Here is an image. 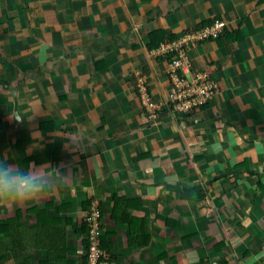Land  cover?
Listing matches in <instances>:
<instances>
[{"label":"crops","instance_id":"obj_1","mask_svg":"<svg viewBox=\"0 0 264 264\" xmlns=\"http://www.w3.org/2000/svg\"><path fill=\"white\" fill-rule=\"evenodd\" d=\"M217 21L190 49L215 96L149 121L155 42ZM0 161L55 183L0 205V264L83 262L93 201L114 264H264V0H0Z\"/></svg>","mask_w":264,"mask_h":264},{"label":"built area","instance_id":"obj_2","mask_svg":"<svg viewBox=\"0 0 264 264\" xmlns=\"http://www.w3.org/2000/svg\"><path fill=\"white\" fill-rule=\"evenodd\" d=\"M225 29L226 22L217 21L157 47L155 51L159 56L171 59L169 73L172 89L168 99L160 102L151 94L145 77L140 76L136 87L149 121L159 119L166 105L188 114L197 106L206 105L215 96L220 84L210 73L195 70L190 49L196 41L220 38ZM86 221L89 228L88 248L85 263L82 264H114L111 252L103 246V210L97 201L92 202Z\"/></svg>","mask_w":264,"mask_h":264},{"label":"clouds","instance_id":"obj_3","mask_svg":"<svg viewBox=\"0 0 264 264\" xmlns=\"http://www.w3.org/2000/svg\"><path fill=\"white\" fill-rule=\"evenodd\" d=\"M56 171L59 176L60 171ZM51 176L43 166L30 165L21 170L17 165L0 161V205H23L26 201L38 199L46 190L55 187V183L50 181Z\"/></svg>","mask_w":264,"mask_h":264},{"label":"trees","instance_id":"obj_4","mask_svg":"<svg viewBox=\"0 0 264 264\" xmlns=\"http://www.w3.org/2000/svg\"><path fill=\"white\" fill-rule=\"evenodd\" d=\"M188 32H190V31H188ZM188 32H186V33H188ZM178 39V38H177ZM174 40H176V39H174ZM174 40H166V41H174ZM165 40H159L158 42H155L156 43V45L159 47L163 42H164ZM162 57V56H161ZM163 58H165V57H163ZM166 59H169V61H171V59L170 58H166ZM90 208H91V204H90ZM102 208V207H101ZM103 210V209H102ZM103 215H104V213H103ZM85 232H86V234L88 235V230H89V228H88V224H87V221L85 222ZM87 242H88V240H87ZM103 246H104V244H103ZM105 247V246H104ZM82 263H85V259L83 260V262H80V264H82ZM75 264H77V263H75Z\"/></svg>","mask_w":264,"mask_h":264},{"label":"rangeland","instance_id":"obj_5","mask_svg":"<svg viewBox=\"0 0 264 264\" xmlns=\"http://www.w3.org/2000/svg\"><path fill=\"white\" fill-rule=\"evenodd\" d=\"M184 35H185V34H184ZM184 35H183V36H184Z\"/></svg>","mask_w":264,"mask_h":264}]
</instances>
